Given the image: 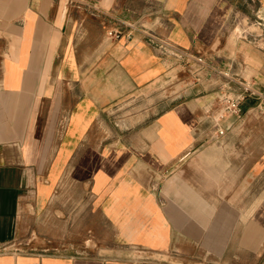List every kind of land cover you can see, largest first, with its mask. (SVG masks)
I'll return each instance as SVG.
<instances>
[{
  "label": "crops",
  "instance_id": "1",
  "mask_svg": "<svg viewBox=\"0 0 264 264\" xmlns=\"http://www.w3.org/2000/svg\"><path fill=\"white\" fill-rule=\"evenodd\" d=\"M263 229L264 0H0V264H246Z\"/></svg>",
  "mask_w": 264,
  "mask_h": 264
},
{
  "label": "rangeland",
  "instance_id": "2",
  "mask_svg": "<svg viewBox=\"0 0 264 264\" xmlns=\"http://www.w3.org/2000/svg\"><path fill=\"white\" fill-rule=\"evenodd\" d=\"M244 23H246L247 27H249V25L251 24V27H249V29H255V26L253 25V23H248L247 20L244 21ZM238 27L240 28V26L238 25ZM237 28V27H236ZM234 31V29L232 30ZM237 31H238V28H237ZM232 35H231V39L234 38V32H231ZM231 43H233V40H230ZM220 60V59H217V61ZM264 231V229H263ZM263 237H264V232H263ZM264 240V238H263ZM18 241H20V243L22 244V246L24 248H27V249H36L35 247L38 246L36 244H31L29 240H27L26 238L24 239H19ZM77 246V245H76ZM88 247H91L92 245L89 244L87 245ZM84 247H86V245H84ZM42 252H48V251H51L53 250V247L52 246H44L42 247ZM81 250H82V247H81ZM263 250H264V243H263ZM264 261V252L262 254V260L257 258L256 254L254 253H247V259H246V264H260V262H263Z\"/></svg>",
  "mask_w": 264,
  "mask_h": 264
},
{
  "label": "built area",
  "instance_id": "3",
  "mask_svg": "<svg viewBox=\"0 0 264 264\" xmlns=\"http://www.w3.org/2000/svg\"><path fill=\"white\" fill-rule=\"evenodd\" d=\"M123 30L120 29L119 31H113L111 30L110 31V34H114L116 37H120L122 34H123ZM162 49H164L163 46H161ZM199 61H202V57H199L198 58ZM244 96L242 95H237V96H230V95H227L225 96L224 98V103H225V109L227 112H234V113H237L240 111V103L242 101ZM224 131L223 130H220V133H223Z\"/></svg>",
  "mask_w": 264,
  "mask_h": 264
}]
</instances>
